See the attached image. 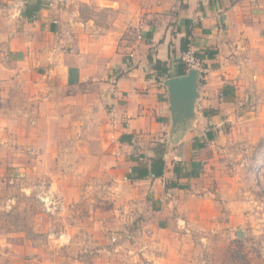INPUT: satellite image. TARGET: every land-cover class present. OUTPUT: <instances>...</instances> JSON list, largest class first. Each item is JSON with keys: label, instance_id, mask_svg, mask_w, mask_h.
Returning a JSON list of instances; mask_svg holds the SVG:
<instances>
[{"label": "rangeland", "instance_id": "obj_1", "mask_svg": "<svg viewBox=\"0 0 264 264\" xmlns=\"http://www.w3.org/2000/svg\"><path fill=\"white\" fill-rule=\"evenodd\" d=\"M87 91L0 98V264H264V110L223 122L198 175L155 196L121 175Z\"/></svg>", "mask_w": 264, "mask_h": 264}, {"label": "crops", "instance_id": "obj_2", "mask_svg": "<svg viewBox=\"0 0 264 264\" xmlns=\"http://www.w3.org/2000/svg\"><path fill=\"white\" fill-rule=\"evenodd\" d=\"M187 50L208 73L194 119L172 133L163 84L186 74ZM90 85L110 114L121 175L152 183L155 196L174 191L198 175L223 122L264 110V0H0L1 101L28 94L38 106L63 88L87 101ZM159 155L163 176L138 180L133 169Z\"/></svg>", "mask_w": 264, "mask_h": 264}, {"label": "water", "instance_id": "obj_3", "mask_svg": "<svg viewBox=\"0 0 264 264\" xmlns=\"http://www.w3.org/2000/svg\"><path fill=\"white\" fill-rule=\"evenodd\" d=\"M199 84L200 74L196 70H188L185 75L169 78L164 82L168 92L172 133L194 119Z\"/></svg>", "mask_w": 264, "mask_h": 264}, {"label": "trees", "instance_id": "obj_4", "mask_svg": "<svg viewBox=\"0 0 264 264\" xmlns=\"http://www.w3.org/2000/svg\"><path fill=\"white\" fill-rule=\"evenodd\" d=\"M181 64L183 65V69H182V74H185L186 72V68L184 66V64L181 62ZM157 69V67H155ZM158 71V69H157ZM161 72L162 75H168V71L164 70V71H159ZM170 77V76H169ZM204 145H201L200 147H203ZM164 169H165V162L162 158V156H157L154 159H152L150 161L149 166H144V167H136L133 169V173L136 174V178L138 180H143L146 178H161L164 174ZM171 188H181L182 186H180L177 183H173L171 186Z\"/></svg>", "mask_w": 264, "mask_h": 264}, {"label": "built area", "instance_id": "obj_5", "mask_svg": "<svg viewBox=\"0 0 264 264\" xmlns=\"http://www.w3.org/2000/svg\"><path fill=\"white\" fill-rule=\"evenodd\" d=\"M181 62L184 64L186 71L188 70H196L200 74V81H203L208 73L207 68L204 65V62L202 59L196 55L195 52L191 50H187L182 54ZM43 202H46V200L41 199ZM50 200L48 199V203Z\"/></svg>", "mask_w": 264, "mask_h": 264}]
</instances>
